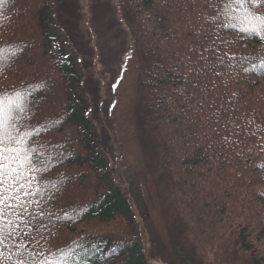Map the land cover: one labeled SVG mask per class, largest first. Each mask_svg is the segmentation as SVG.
Masks as SVG:
<instances>
[{"label":"trees","instance_id":"trees-1","mask_svg":"<svg viewBox=\"0 0 264 264\" xmlns=\"http://www.w3.org/2000/svg\"><path fill=\"white\" fill-rule=\"evenodd\" d=\"M54 2L0 0V94H23L13 135L29 157L0 264H155L111 186ZM226 3L116 0L131 34L120 149L140 148L170 262L180 252L191 264H264V74L254 70L264 40L241 32L243 14H225ZM251 8L264 15V3Z\"/></svg>","mask_w":264,"mask_h":264},{"label":"rangeland","instance_id":"rangeland-1","mask_svg":"<svg viewBox=\"0 0 264 264\" xmlns=\"http://www.w3.org/2000/svg\"><path fill=\"white\" fill-rule=\"evenodd\" d=\"M54 4L57 38L76 63L78 93L89 106L98 148L109 167L111 186L124 196L132 212L137 241L155 264H191L180 252L170 262L160 250L153 220L160 226L164 218L148 199L152 192L149 185L145 187L147 165L141 160L138 146L129 147L130 142L124 141L125 149H120V137L127 126L121 130L123 115L115 104L127 95L130 78V71L123 70L131 46L125 15L118 10L116 0H55ZM117 230L126 232L121 225Z\"/></svg>","mask_w":264,"mask_h":264},{"label":"snow or ice","instance_id":"snow-or-ice-1","mask_svg":"<svg viewBox=\"0 0 264 264\" xmlns=\"http://www.w3.org/2000/svg\"><path fill=\"white\" fill-rule=\"evenodd\" d=\"M261 3H264V0H227L224 6L225 14H230L232 11L242 13L244 26L240 28V31L255 33L264 40V15L257 14L251 8L252 4L260 5ZM3 52L4 50L0 49V66H3ZM254 70H260L264 74V63ZM24 110L22 93L14 90L11 94H0V247L5 245L4 226L6 224L11 226V222L6 218V210L20 206L9 203L10 200L15 199L16 190L23 188V185L19 183L20 167L29 160V157L24 155L27 151L24 147V138L13 135V132L18 131L13 123L14 113ZM6 181L7 187H5ZM6 193L10 194L6 195ZM17 264H24V262L18 261ZM57 264L61 262L58 261Z\"/></svg>","mask_w":264,"mask_h":264}]
</instances>
